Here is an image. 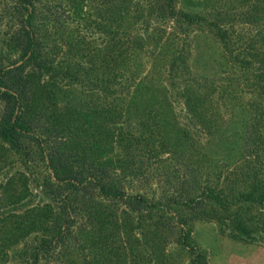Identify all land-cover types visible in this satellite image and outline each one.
Returning a JSON list of instances; mask_svg holds the SVG:
<instances>
[{"label": "trees", "instance_id": "trees-1", "mask_svg": "<svg viewBox=\"0 0 264 264\" xmlns=\"http://www.w3.org/2000/svg\"><path fill=\"white\" fill-rule=\"evenodd\" d=\"M183 2L0 0V264H210L197 221L264 244V0Z\"/></svg>", "mask_w": 264, "mask_h": 264}, {"label": "rangeland", "instance_id": "rangeland-1", "mask_svg": "<svg viewBox=\"0 0 264 264\" xmlns=\"http://www.w3.org/2000/svg\"><path fill=\"white\" fill-rule=\"evenodd\" d=\"M50 1L53 3V0ZM181 1V5H185L183 0ZM3 23V21H0V34L3 29ZM153 27L160 29L162 27V21L152 17L148 29V33L151 35L157 30ZM209 39V36L202 34L198 35L196 39L200 45L197 48L193 65L199 71L209 72V56L213 50L208 51L204 45ZM151 50V46L148 45L146 50L143 51L150 52ZM144 68L148 69V65H144ZM193 232L198 248L207 252L210 264H264V244L238 241L230 238L229 236L221 234L215 223L210 221H197L194 224Z\"/></svg>", "mask_w": 264, "mask_h": 264}]
</instances>
